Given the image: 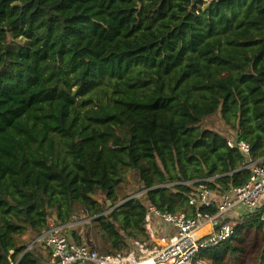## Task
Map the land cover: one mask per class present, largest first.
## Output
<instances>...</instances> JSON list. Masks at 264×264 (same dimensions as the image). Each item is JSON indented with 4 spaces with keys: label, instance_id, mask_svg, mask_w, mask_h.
<instances>
[{
    "label": "trees",
    "instance_id": "trees-1",
    "mask_svg": "<svg viewBox=\"0 0 264 264\" xmlns=\"http://www.w3.org/2000/svg\"><path fill=\"white\" fill-rule=\"evenodd\" d=\"M200 1L0 0V264H49L32 242L51 221L129 253L146 203L193 215L201 182L221 195L248 181L233 135L264 163V0ZM129 170L144 200L116 202ZM262 210L196 261L238 259L255 229L264 264Z\"/></svg>",
    "mask_w": 264,
    "mask_h": 264
},
{
    "label": "built area",
    "instance_id": "built-area-1",
    "mask_svg": "<svg viewBox=\"0 0 264 264\" xmlns=\"http://www.w3.org/2000/svg\"><path fill=\"white\" fill-rule=\"evenodd\" d=\"M228 145L246 157L244 167L251 170L248 181L221 195L201 182L189 199V205L195 208L193 215L185 211H163L149 205L145 227L155 242L148 247L147 255L142 256L134 249L126 254H101L86 243L73 241L64 233L63 226H57L46 233L49 264H206L196 261L199 252L220 244L235 233L234 224L226 222L230 212L239 208L241 214H247L264 207V163L251 158L252 149L247 141L233 135ZM212 207L217 208L215 214L203 210ZM154 216L175 232L160 234L155 231ZM261 219L264 221V210Z\"/></svg>",
    "mask_w": 264,
    "mask_h": 264
},
{
    "label": "rangeland",
    "instance_id": "rangeland-1",
    "mask_svg": "<svg viewBox=\"0 0 264 264\" xmlns=\"http://www.w3.org/2000/svg\"><path fill=\"white\" fill-rule=\"evenodd\" d=\"M207 1L208 0H201L199 6L205 5V3ZM211 121L213 123V124H211L212 127H214L215 129H217L219 131H226L227 128L225 126H221V123H220V120H219L218 116L213 117L211 119ZM120 191H121V194L119 195V197L116 200V202H119V201L122 200L123 194L130 195V197L132 195H137V197H139L142 200H144V195L142 193V190L139 189L138 185L134 181L132 170H129L126 173V178H125V180L123 182V188H121ZM99 197L102 198L103 196L99 195ZM108 207L110 208L111 205L110 206L108 205ZM109 210H111V208L110 209H108V208L106 209L107 212ZM154 217H156V216H154ZM236 218L237 217L229 218V219L226 220V222L232 223V224L235 225L236 223H235L234 219H236ZM157 228L161 231L160 233H162V234H165V229H167L166 227H163L162 223H157L155 225V229H157ZM170 230H171L170 232L173 234L174 233V229L170 228ZM45 233H43L40 236H36L37 237L36 239H37V241H40L41 243H43L46 246V242H45L46 234ZM27 236L29 237L30 235H27ZM243 237H244V240H245L244 243H243V247H244L243 253H241V255H240V257L238 259H234V260L233 259H228L223 264H255L256 259L259 257V255L262 252L261 234L259 232H257L255 229H249V230L245 231V233L243 234ZM19 240H20V238H19ZM237 240L238 241H235V244L240 245L241 242L239 241V239H237ZM45 253L47 254L48 252L45 251Z\"/></svg>",
    "mask_w": 264,
    "mask_h": 264
},
{
    "label": "crops",
    "instance_id": "crops-1",
    "mask_svg": "<svg viewBox=\"0 0 264 264\" xmlns=\"http://www.w3.org/2000/svg\"><path fill=\"white\" fill-rule=\"evenodd\" d=\"M143 193V192H142ZM218 194V193H217ZM133 196V195H132ZM134 196H137V195H134ZM133 196V197H134ZM131 198V197H130ZM150 204H148V203H146V206H147V208H148V206H149ZM110 206V205H109ZM242 212H241V209H239V208H237V209H235V210H233L232 212H230L229 214H228V216H227V219L228 218H233L234 216H241V215H243V214H241ZM157 223H162L163 224V227H166L167 229H165V233L166 232H170L171 230H170V227L169 226H167L166 224H164V222L161 220V219H158L157 217H153V220H152V226H153V228H154V230L155 231H157L158 233H160L161 231L157 228V229H155V225L157 224ZM50 225H51V228L53 229V228H55V227H57V223H55L54 221H51V223H50ZM63 231H64V233L65 234H67L68 235V237L69 238H71L72 239V236H71V234H72V231H74V230H77L80 234H82L83 235V237H85L84 236V228L80 225V222L79 221H74V222H72V223H70L69 225H66V226H63V229H62ZM174 232H175V230H174ZM47 233V232H46ZM45 233V234H46ZM171 233V232H170ZM160 234H162V233H160ZM73 240V239H72ZM154 242H155V240L153 239V237H152V235H151V232L149 233L148 232V230H146V238L144 239V240H141V241H138V242H136V243H133V246L135 247V250H138L139 252H140V245L141 244H146V247H145V250L147 251V254H148V247L149 246H153L154 245ZM45 248H47L46 246H45ZM48 249V248H47ZM46 249V251L49 253V249L47 250ZM151 249V248H150ZM141 253V252H140ZM146 254V255H147ZM83 264H90V263H83Z\"/></svg>",
    "mask_w": 264,
    "mask_h": 264
},
{
    "label": "bare ground",
    "instance_id": "bare-ground-1",
    "mask_svg": "<svg viewBox=\"0 0 264 264\" xmlns=\"http://www.w3.org/2000/svg\"><path fill=\"white\" fill-rule=\"evenodd\" d=\"M145 247H146V244L145 245L141 244L140 247H139L140 248V252L142 253L143 256L147 254V251L145 250Z\"/></svg>",
    "mask_w": 264,
    "mask_h": 264
},
{
    "label": "water",
    "instance_id": "water-1",
    "mask_svg": "<svg viewBox=\"0 0 264 264\" xmlns=\"http://www.w3.org/2000/svg\"><path fill=\"white\" fill-rule=\"evenodd\" d=\"M197 1H198V0H193V3H196ZM133 196H134V195H133ZM133 196H131V198H132ZM107 204H108V205H112V201L108 200ZM36 241H37V239L32 243V245H33ZM32 245H31V246H32Z\"/></svg>",
    "mask_w": 264,
    "mask_h": 264
}]
</instances>
